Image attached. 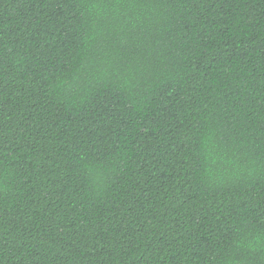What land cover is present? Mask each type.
<instances>
[{
    "label": "trees",
    "instance_id": "trees-1",
    "mask_svg": "<svg viewBox=\"0 0 264 264\" xmlns=\"http://www.w3.org/2000/svg\"><path fill=\"white\" fill-rule=\"evenodd\" d=\"M0 264H264V0H0Z\"/></svg>",
    "mask_w": 264,
    "mask_h": 264
}]
</instances>
